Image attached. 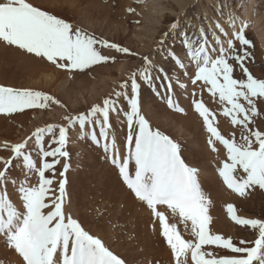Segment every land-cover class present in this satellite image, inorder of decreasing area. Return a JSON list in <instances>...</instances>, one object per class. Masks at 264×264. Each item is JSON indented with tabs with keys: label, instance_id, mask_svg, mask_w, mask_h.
<instances>
[{
	"label": "snow or ice",
	"instance_id": "1",
	"mask_svg": "<svg viewBox=\"0 0 264 264\" xmlns=\"http://www.w3.org/2000/svg\"><path fill=\"white\" fill-rule=\"evenodd\" d=\"M227 6L225 3L221 7V16ZM238 20V16L229 12L227 23L233 29L231 37L219 21L210 22L208 28L199 27L191 33H178L183 56L175 48H168L166 56L176 65L181 76L188 77L195 86L192 105L210 133L208 144L212 151H217L214 140L226 150L227 160L221 161L222 167L218 168L224 184L234 193L245 196L247 190L256 186L264 190V131L250 127L253 118L259 115L256 100L264 99V79L255 78L245 66L249 53L243 46L250 45V41L245 38L244 31L250 22L241 20L237 31ZM178 27V21H173L159 44L166 45V38ZM0 41L46 58L57 68L69 71H83L114 60V57L103 55L99 48L134 55L116 43L98 39L79 27L73 28L71 23L26 0H0ZM235 41H239L240 50L236 49ZM141 60V66L120 82L118 89H114L100 104L92 105L86 112L64 115L66 124L37 127L24 141L3 145L5 149L10 148L12 156L7 159L0 157L3 165L0 169V235L6 237L8 246L22 257L23 264H126L99 237L85 230L71 212L65 213V173L70 167L66 146L69 130L78 126L77 138L102 146L107 159L118 169L123 183L139 201L146 203L153 217L159 219L161 235L176 258V264H187L189 254L192 264H264V219L240 217L234 206L228 204L226 211L229 217L237 225L253 230L255 238L241 239L236 244L230 237L210 232L206 208L209 201L197 180V169L184 162L180 145L158 128H153L142 111L141 82L160 95L157 80L161 81L167 93L164 99L168 107L184 111L174 97L173 77L157 65L151 53L143 55ZM235 65L246 78H234ZM175 85L187 89L180 76L175 78ZM197 88L206 90L214 100L218 98L222 106L220 114L229 118L233 127H240L239 140L234 133L231 138H226L214 126L216 115L202 99L196 98ZM121 99L126 102L123 108L127 123L124 153L117 147L116 138L110 136V114H121L122 109L118 106ZM49 103L60 104L54 97L39 91L0 85V114L46 108ZM46 136L50 137L47 147ZM33 139L39 165L28 149ZM60 158H64V164L59 172V195H55L50 186ZM15 160L21 161L24 170V179L19 181L17 188L22 208L11 201L6 191L8 183L17 185V180L9 174ZM240 171L243 175H237ZM46 172H51L53 178L46 176ZM32 173L39 178L35 185L28 182ZM49 195L53 199L46 202ZM163 205L174 215L178 214L182 222H191L194 239H183L176 226L166 222L165 214L157 210V206ZM209 245L228 250L231 254L219 255L205 250L204 246Z\"/></svg>",
	"mask_w": 264,
	"mask_h": 264
},
{
	"label": "rangeland",
	"instance_id": "2",
	"mask_svg": "<svg viewBox=\"0 0 264 264\" xmlns=\"http://www.w3.org/2000/svg\"><path fill=\"white\" fill-rule=\"evenodd\" d=\"M185 1H188L189 3L186 6H184V8L180 9L177 7V5L174 3L173 0H162V2L164 3L163 5L172 6L171 7L172 13H169L167 11L163 12V16L165 18L161 20V23L159 26H162L166 32L169 30V26L173 21H178L179 27L176 31H173L168 35V37L166 38L167 39L166 45L161 46L160 44H156V46L154 45L153 47L152 45L151 47V44L146 43V42L144 43L140 42L137 39V38H140L141 36H143L141 37V39H144V36H145L143 35V33H141L144 24L140 17V9H142V5H143L140 2V0H26V2L31 3L33 6H36L40 8L41 10L48 12L49 14L55 15L56 17L60 19H64L65 21L71 23L73 25V28L79 27L85 30L88 34H91L98 39H104L112 43H116L123 48L129 49V52L134 53V55L120 53L114 49L99 48V46L97 45V47L99 48V50L101 51L103 55L114 57V60H109L106 63L93 65L90 68H87L83 71H80V70L69 71L68 69L57 68L55 64L51 63L46 58L37 57L34 54L27 53L25 50L19 49L16 46L8 45L0 41V85L6 86V87H12L16 89H30L33 91H39V92H42V93H45V94H48L54 97L56 100L60 102L59 105L49 103V106L46 108H29V109L23 110L22 112H15L11 114H0V157L7 159L12 156L10 148L5 149L3 147L5 143H8L10 145V144L22 142L26 138L30 137L31 133L37 127H44L47 124H66V121H64L63 118H58L56 116L58 113L62 112L64 116L69 113L78 114L80 112H86L88 109L91 108L92 105L96 104V102H98L101 99H104L106 96L108 97L109 95L104 94V93H108L107 89L110 86L114 88V86L112 85V82L110 80H107L108 79L107 76H111L112 78H115V75L117 76L116 69L118 67H125V74H126V78L120 79V82L126 80L128 75L132 71L138 69L142 64L141 57L149 53L152 54L154 60L159 59L161 60L160 62L162 64H165L167 62L171 63L170 65H172V69L177 68L176 65L167 58L166 52L168 48H175L177 52L181 53V55L183 56L181 44L178 38V33H182L184 31H188L191 33L195 31L196 29H198L199 27L208 28L210 22L219 21L224 26L225 30L230 36L232 34L233 29L229 27L227 23L229 12H232L236 16L239 17V20L237 21V24H236V30L237 31L239 30L240 21L242 20L241 16L243 15V12L245 10L244 5L242 4L243 2L238 4V2H236L237 0H224V1L222 0H185ZM96 2L97 4L100 3L101 6L106 10V13H107L105 14L106 18H105V15H103V13L96 15L95 12H94V17H95L94 19H92L93 17L89 18V17H86V15L84 16L85 12L89 11L90 7H92L91 4L92 3L94 4ZM225 3H227L228 6L224 8V14L221 16L219 14L220 9ZM250 4H251L250 12L252 16H251L250 21L248 20V22H250L249 26L245 28V31H244L245 38L248 41H250V45L243 46L244 50L247 51L249 55L245 59L244 63H245V66L249 69V71L255 78L263 79L264 78V55L262 54V51L260 49L258 39L255 33L253 32V30L250 29V27L254 26V24L252 23L253 18L256 17L257 15H261L263 18V22H264V0H252ZM238 5L240 6L238 7ZM128 9H132V11H128ZM153 11L155 10L153 9L152 12ZM241 12L242 14H240ZM159 26L156 28V30L159 29ZM136 35L138 37H136ZM225 47H227V44H225ZM235 47L237 50H240L241 45L239 41H236ZM159 51L162 52L161 55L159 54L160 53ZM230 62L235 63L234 61H230ZM185 63H187V60H185ZM172 71L174 70H169L168 74H173ZM189 71L191 72L192 69L190 68ZM256 72L261 74L262 77L255 75ZM102 77L104 78L106 77L107 79L106 78L103 79ZM234 78H238V79L246 78V77H243L242 71L240 70L238 65H235ZM186 79H188V77ZM74 81L75 83L72 85ZM108 81L110 84L108 83ZM65 82L66 84L64 85ZM100 82H102V84ZM78 83H81V84H78ZM146 86L147 85H144L141 82L140 90H144ZM191 86L193 85L191 84ZM91 88L92 89L94 88L93 90L96 91V93L100 94V97H98L99 99H97V101L95 102L89 103L88 109L85 104L81 103L83 106L82 109H78L79 112L75 111V109L72 108V104H74L76 100L75 95H77L78 93L81 97H84V100H87V98H89V95H90L88 91ZM162 92H163V95L155 96L156 98L154 97V99H156L155 101L156 102L158 101L163 106L165 104L166 110L168 112L170 113L176 112L180 114L178 111L168 107L167 102L164 99V97L167 95V93L164 91V88ZM196 98L202 99L205 106H207L213 113H215L216 121L214 122V126L218 128V130L221 132L222 135H224L226 138H231V137H227L222 132H233L237 140H239L240 127L239 126L233 127L229 118L220 114L222 106L218 103V98L214 100L210 93H208L206 90L201 91L198 88H197ZM146 99L153 100L152 97L146 98ZM60 105H63V107H61ZM256 105H257L259 115L253 118V124L250 125V127L254 129H258L260 131H264V109L262 108L264 106V100L258 98L256 100ZM191 107H193V105ZM144 115L146 116V114ZM197 115L200 118L201 122L204 124L203 118H201L198 113ZM150 124L152 123L150 122ZM78 130L79 128L77 126L75 129H70L69 134H68L69 142L66 148H67V151L69 152V159H68V163L70 165L69 169H71L72 166L74 165L78 166L77 164L78 159L82 157L84 159L85 157V152L83 150L81 151L78 150L77 152L75 148L76 145L72 143V141L77 140V137H78L77 133H79ZM204 130L207 132L205 127H204ZM126 131H125L126 133L125 136H122V137L120 136L122 138L121 147H123L125 144L123 140L126 139V135H127ZM165 134L168 135L172 140H176L174 139L171 133L165 132ZM207 135H208V138H206L203 142L204 147L207 150V152H209L208 161L211 167L215 171H217L216 168L218 164L216 163L220 162V160H218L219 157L217 158L218 156L217 154L220 149V146L217 145L218 142L214 140V144L216 143L215 147L217 148V151L213 152L211 147L208 144L210 133L207 132ZM49 139L50 137L48 136L45 137L46 147H47V141ZM84 140L85 139H83V141ZM176 143L179 144V142H176ZM182 146H183V142H182V145L180 146V155H181V158L185 161L183 157V153L186 154L187 149L183 148L184 146L183 147ZM53 147H55V145H53ZM94 147L96 150H98L100 154V156L98 155L99 156L98 161H100L101 163H104L106 166L108 165V167L110 168L116 169L115 166L107 159L106 153L103 152L98 146H94ZM28 149L31 152L33 158L36 160L37 165H39V157L34 147V139L29 142ZM95 155H97V153ZM212 156H213V159L210 160ZM48 159L49 161H51V158H48ZM13 163L15 166L10 170L9 174L11 177L17 180V185L13 186L12 183H8L6 185V191H7L9 198L13 191L15 193H18L17 188L19 186V181L24 179V170L21 167V161L15 160L13 161ZM63 164H64V158H60V163L57 164L55 167L56 175L54 178L51 172H46V176H48L49 178H53V183L56 178H59V179L61 178L59 177V172L63 169ZM84 164L87 166V168L86 169L81 168V167L76 168L77 169L76 173L86 174V178H85L87 179L86 187L88 190H90L92 194H94L95 192L94 188L96 187L97 182L96 180L91 179L95 177L93 175H89V173L94 174L95 172L92 169L88 171V168H91V166L87 164V160L84 161ZM2 168H3V165L0 164V169ZM132 171L134 173L133 167H132ZM67 173L68 171L65 173L66 183L69 182ZM237 175H243L242 171L237 173ZM38 179H39L38 176L35 173H32L28 177V182L29 180H31V183L29 184L35 185L38 183ZM52 186L53 185H51L50 187L52 190H54L55 195H56L58 193L56 192V189H58V186L56 187V189L55 188L53 189ZM123 186H125V188L128 189L124 183H123ZM252 194L260 196L264 194V190L256 186L252 189L247 190V194L245 196H240L236 193H235V196L238 199L242 200L243 197L246 198L247 196L249 197ZM245 198H243V200ZM243 200L241 202H243ZM208 201L211 202V205L214 202V200L211 201L210 199ZM260 202L262 203L261 199H260ZM208 205H210V203H208L206 206ZM215 205L216 204L214 203V206ZM234 208H235L236 214L243 218H255L256 216V218L262 219L264 216V208L262 207L259 208V212L257 211V208L255 206L252 209L250 208L245 209L243 205L235 206ZM157 209L158 211L159 209L160 211L161 209L162 211L164 209L165 211L170 212V214L168 213V215H171V217L173 218L172 220L175 221L176 223L173 222L169 224L170 225L174 224L176 226V231L181 235L183 239L185 240H189L190 238L194 239L191 232L189 234H186V232L191 231V228L190 230L187 229L188 226L189 227L191 226V224H189L191 223L190 221L182 222L179 215L172 214L171 210L168 209L166 205L157 206ZM207 215L209 216L208 213ZM155 220L159 222L158 218H155ZM232 222L234 225L232 234L225 238L230 237L234 243L239 244V241L241 239L252 240V238L255 236L254 231L249 229L247 226H240V225H237L234 221ZM211 223L212 221L210 220L209 230L210 232L214 233ZM123 231L124 232L121 231V234H124L123 242L126 245L127 244L130 245L129 241L125 238V235L128 234V231L127 230L126 232L125 230ZM160 233L157 231L156 237L161 238L163 245L166 247V248L164 247L166 249V252H167V249L169 251L168 253L164 254L162 252V248L158 250L157 245H154V246L152 245L153 246L151 249L152 252L149 251L147 248H143L141 246H139L140 248L137 247L136 249H133V250L129 249V247L126 246L127 249H129V251L121 250L120 254L127 253V252L128 253L122 255V257L118 254L117 255L123 260H125L126 264H130V262L131 264H162L163 263L162 261H164V259L166 260L167 257H168L167 262H166L167 264H171V263L176 264V258L173 256L170 247L168 246L164 237L160 235ZM0 238L5 241V245L9 251L16 253L14 249L8 246L6 237L0 235ZM109 240L110 239H107V241ZM109 242L112 243L111 241ZM248 246H251V245H248ZM204 247H205V250L214 251L219 255L231 254L228 252V250L220 249V248H217L216 246L209 245V246H204ZM145 249H147L148 251L147 250L145 251ZM154 249H156V251ZM149 252H151L150 255H149ZM156 254H158L159 256H157ZM125 255H127L128 257L130 256V258H128ZM162 256H163V259H162ZM143 257L145 259L142 260ZM10 258L12 259V256H10ZM20 258L22 259V257ZM190 259L191 257L189 255V258L187 259V264H192V262L188 261ZM151 260H153L154 262L151 263ZM9 261L8 262L5 261L4 264H9Z\"/></svg>",
	"mask_w": 264,
	"mask_h": 264
},
{
	"label": "bare ground",
	"instance_id": "3",
	"mask_svg": "<svg viewBox=\"0 0 264 264\" xmlns=\"http://www.w3.org/2000/svg\"><path fill=\"white\" fill-rule=\"evenodd\" d=\"M173 1L180 9L184 8V6H186L189 3L188 1L185 0H173ZM251 1L252 0L236 1L238 2V4L243 2L242 4L245 7L244 12L242 11L243 12V15L241 16L242 21H248V20L250 21L251 19L252 16L250 12ZM140 2L143 4L142 9H140V17L144 24L141 33H143V35L145 36L144 39H141V37L143 36L137 39L140 42L149 43L151 44V47L152 45L154 47V45L156 46V44H159V41L163 33L165 32V29L162 26H159L161 20L165 18L163 16V12L167 11L169 13H172V9H171L172 6L163 5L164 3L162 2V0H140ZM91 6L92 7H90L89 11L85 12L84 16L86 15V17L89 18L93 17L92 19H94L95 18L94 12L96 13V15L100 13H103V15L107 14L106 10L101 6L100 3L98 4L97 2L94 4L92 3ZM153 9L155 11L152 12ZM242 12L240 14H242ZM252 23L254 24V26H251L250 29H252L253 32L255 33L262 54L264 55V22L262 16L257 15L256 17H254ZM158 26L159 29L156 30ZM138 36L136 35V37ZM229 37H231V35ZM209 39L211 40V35H209ZM161 53L162 52H160L159 54L161 55ZM155 61L157 65L162 66L167 73L169 70H174L172 71L173 74H169L173 77L174 89L177 90L174 91V97L179 103L180 107L184 109V111L183 112L178 111L180 114L176 112L170 113L166 110L165 104L163 106L158 101L157 102L155 101L156 100L154 99L155 96L163 95L162 92L163 86H161L160 80L156 81V85L159 86L160 95H157L148 86H146L144 90H140L142 111L144 114H146V118L152 123L151 126L153 128H158L164 133L165 132L171 133L174 139H176L173 141L179 142L180 146L182 145L183 142L184 147L183 146L182 147L187 149V153L186 154L183 153V157L185 159L184 162L189 167L197 169L196 175L201 190L206 195L208 200L209 199L211 201L214 200L212 205L211 202H209L210 205L208 206L210 207L206 206L208 210L207 213L211 217L210 220L212 221L211 226L213 228V231L215 234H220L224 237L230 236L232 234V230L234 229V225L232 222L233 220L229 217L226 211V205L232 204L234 207L243 205L245 209H249V208L252 209L255 206L257 208V211L259 212L260 207L264 208L263 207L264 194L260 196L252 194L249 197L248 196L246 198L243 197L245 199L243 200L242 198L243 202H241L242 200L238 199L235 196V193L231 189L227 188V186L223 182L222 177L219 175L218 172V168L222 167L221 161L227 160L226 150L217 141L218 142L217 145L220 146V149L217 154L218 155L217 158L219 157L218 160H220V162L216 163L218 164V166L216 168L217 171H215L211 167L208 161L209 152H207L203 143L204 140L208 138L207 132L204 130L205 126L201 122L197 113H195L193 107H191L192 106L191 103L193 99L192 92L194 87L191 86V82H189V80L186 79L187 78L186 76H181V72L177 70V68L172 69V65H170L171 63L167 62L165 64H162L160 62L161 60L159 59H155ZM116 72H117V76L115 75V78H112L111 76H107L108 78L107 79L105 77L107 80H110L112 82L114 88L110 86L107 89L108 93H104V94L111 95L114 89H118L117 87L120 83V79L126 78L125 67H118L116 69ZM255 75L262 77L261 74H259L258 72H256ZM177 76H180L181 82L187 85L186 90L181 89L175 85V78ZM102 78L105 79L104 77ZM102 82L100 83L102 84ZM74 83L75 81L72 83V85ZM65 84L66 82L64 83V85ZM93 89L91 88L88 91L90 95L89 98H87V100H84V97H81L78 93L77 95H75L76 100L74 104H72V108L75 109V111L79 112L78 109H82L83 107L82 104H85L88 109L89 103L95 102L97 101V99H99L98 97H100V94L96 93V91H94ZM150 97H152L153 100L146 99ZM102 100L103 99L99 100L98 102H96V104H100ZM125 103L126 102L124 100H120L118 102V106L121 107L122 109L120 115H117L115 113L110 114V122L112 124V130L110 132V136H114L116 138V144L119 150L121 151V153L125 152L124 146L121 147L122 145L121 137L125 136L126 134L125 131L127 130V123L124 120V116H123V108ZM262 108L264 109V106ZM56 116L58 118H63V113L62 112L58 113ZM222 133L225 134L227 137H231V135L233 134V132H222ZM78 135L79 133H77V136ZM123 141L125 142V140ZM72 143L76 145L75 148L77 152L78 150L79 151L83 150L85 152V157L84 159L83 157L78 159L77 161L78 166L74 165L72 166L71 169L68 170L67 176L69 178V182L66 183L65 185V191H66V199L64 203L65 213L67 214L68 212H71L73 218L77 219L78 222H80L82 226L85 228V230H87L90 234L99 237L107 247L109 248L112 247L110 249L111 251H113L116 255L117 254L120 255L121 257L122 255L128 253L127 252L120 254L121 250L129 251V249L133 250L139 246L143 248H147L149 251L152 252L151 250L152 247L154 245H157L158 250L162 248V252L164 254L168 253L169 251L167 249L166 252L165 249L166 247L163 245L161 238L156 237V232L157 231L159 233L161 232V227L159 225V222L155 220L156 217H153L151 210L147 207L146 203L139 201L134 196V194L131 193L129 189H126L125 186H123V182L121 181L122 179H119L120 177L117 172L118 169L116 167H115L116 169L110 168L108 167V165L106 166L104 163L98 161V157L100 156V154L98 150H96L94 147L97 145L93 144L91 140L85 139L83 141V139L77 138V140L72 141ZM99 148L104 152L102 146H99ZM96 153L97 155H95ZM212 159L213 156L210 158V160ZM85 160H87V164L91 166V168H88V171L92 169L95 172L94 174L89 173V175H93L95 177L91 179L96 180L97 182L96 187L94 188L95 190L94 194H92L90 190H88L86 187L87 186L86 184L87 179H85L86 174L76 173L77 171L76 168H80V167L85 169L87 168V166L84 164ZM132 167L134 168V164L132 165ZM58 181L59 178H56L54 180L52 186L53 189L54 188L56 189V187L58 186ZM29 183H31V180H29ZM56 192H58L57 189ZM56 195H59V193H57ZM10 199L18 208H22L18 193H15L13 191L10 195ZM51 199H53V197L49 195L46 198V202H50ZM260 199L262 200V203L260 202ZM214 203L216 204L215 206ZM48 210L49 209H45L44 211H48ZM162 212L165 213L166 222L168 223L175 222L172 220L173 218L171 217V215H168V213L170 214V212H167L164 209ZM262 219H264V216ZM188 227L187 229L190 230L191 226L189 228ZM123 230H125V232L126 230L128 231V234L125 235V238L129 241L130 245L128 244L126 245L123 242L124 234H121V231L124 232ZM190 232L191 231H188L186 232V234H189ZM254 238L255 236L252 238V240ZM107 239H110L109 241H111L112 243L107 241ZM126 246H128L129 249H127ZM147 249H145V251ZM156 249L154 250L156 251ZM151 252H149V255L151 254ZM156 255L159 256L158 254ZM10 256H12V259L10 258ZM128 258H130V256ZM167 258L166 260L164 259V261H162L163 262L162 264H167L166 263ZM143 259L145 258L143 257L142 260ZM190 260L188 261L191 262ZM5 261L6 262L9 261V264H23V260L20 258V256L16 253L9 251L5 245V241L0 238V264H4ZM152 262L154 261L151 260V263Z\"/></svg>",
	"mask_w": 264,
	"mask_h": 264
}]
</instances>
